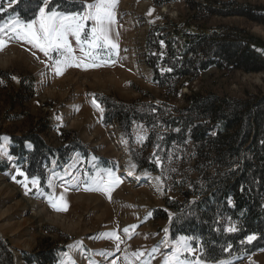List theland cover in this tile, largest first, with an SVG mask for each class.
<instances>
[{
  "label": "rangeland",
  "instance_id": "1",
  "mask_svg": "<svg viewBox=\"0 0 264 264\" xmlns=\"http://www.w3.org/2000/svg\"><path fill=\"white\" fill-rule=\"evenodd\" d=\"M122 1L115 0V23L109 31L110 40L117 45L115 49L109 46L92 48L86 43L78 44L76 38L69 35L71 53L53 52L49 58L39 49L16 39H9L0 32V39L6 44L0 49V55L5 54L9 45L17 44L34 55L37 61L44 65V69L51 71L54 79H63V74L56 75L53 67L58 60H74L82 65L94 62L99 65L85 68L62 64L63 73L72 67L82 72H116L122 79L118 89L109 85L103 88L85 85L80 90L79 98L72 95L73 91H67L65 96L58 94L55 97H45L36 83V75L28 67L22 63L12 64L7 68L0 67V176L8 177L9 184L19 192L20 197L23 200L28 199L26 213L18 215L17 209L13 211L14 221L21 222L22 218L35 219L30 223L34 224L33 237L27 234L24 238L30 236L35 240L30 249L23 247L22 240L14 243L10 229L0 227V240L12 253V264H17V260L21 264H28L26 258L44 251L53 254V264H128V261H131V264H196L197 259L200 264H264V249L248 255L226 257L225 260L221 257L216 259V254L207 255L208 248L204 245L203 237L192 228L191 234L184 237L176 235L179 228L172 234L171 224L178 214L169 209L166 202L191 204L195 198L192 196L201 192L200 188L203 189V174L209 171L211 163L205 148L199 153H193L195 145L186 137L187 133L183 143H172L167 153L164 149H159L158 144L163 140L162 136L175 132L164 129L158 121L176 117L178 110L181 111L188 105V99L212 94L218 98L246 100L252 96L264 95V71L243 73L230 68L211 67L194 79H169L162 88L154 82L153 71L145 64L150 51L159 62L158 72L167 69L162 66L161 61L168 64L163 55L167 53L169 45L158 42L157 39V35L167 34L166 29L170 31L169 38L176 39L180 38L175 36L176 34L173 35V28L179 32H206L215 29L224 33L243 32L241 34L264 46V27L238 12L241 7L264 9V0H128L126 9L121 7ZM95 2L96 0H48V7L63 14L84 15L88 11L86 5ZM43 3L44 0H17L15 4H12V0H0V14L4 17L0 27L7 29L9 24L19 21L34 22V27L38 28L39 7ZM55 4L57 6H54ZM150 9L152 13L148 15ZM21 13L24 16L35 13V17L28 22H22L19 18ZM92 27L93 21L85 23L84 32L81 34L82 41L90 37ZM111 34L115 35L116 41L111 38ZM134 36V40H131ZM148 42L149 50L146 49ZM255 52L264 56V48H255ZM125 71L128 72L127 75H124ZM104 99L112 103L139 106L144 112L156 111L154 114L158 113V124L151 138L143 123L134 122L130 126V132H124L116 122L105 124V107L101 104ZM87 114L89 118L84 117ZM72 122L74 125H71ZM96 131H100L101 135L92 137ZM112 134H116V137H112ZM210 135L214 136L213 133ZM32 136H36L54 150L55 156L45 158L47 165L44 179L38 178V187L28 183L29 190L26 194V189L21 183L24 182V177L17 173V170H20L31 178L27 173L25 155L13 154L11 150L22 145L23 153L30 152L31 143L23 141L22 144L18 140ZM119 142L128 154L129 167L125 166L126 163L122 162L123 158L119 157L117 152L116 146ZM124 148L121 152L125 157ZM72 160L75 165L71 163L74 166L71 165L73 167L70 168L69 163ZM120 165L121 170L128 168L136 176H144V180L133 182L120 172ZM152 167H155L156 171L148 172L147 169ZM109 173L120 181L112 187L110 198L103 191L85 190L102 187L97 181H107ZM126 180L130 184L124 186ZM148 186L159 195L154 194ZM127 187L140 189L143 199L139 196L132 201L118 198V194ZM68 193L74 194L72 200L68 199ZM99 194L105 201L104 204H109L111 219L101 217V224H98V221L95 225L96 219L91 218L90 210L84 211L77 198ZM189 194L193 195L185 200V195ZM41 201L52 214L64 216L69 220L82 219L78 230L70 234L48 223L41 216L38 217L35 203L43 204ZM52 203L59 208L66 204L67 210L57 211L52 207ZM105 210L106 207L101 209L103 212ZM184 220L185 218L183 222ZM188 222L190 223H186ZM83 224L86 227H83ZM230 226L232 225L227 228ZM125 227L129 228L128 233L123 231ZM23 230L25 228L21 231ZM112 232H115L122 242L109 239L107 234ZM185 242L193 249V254H189L186 249L177 252V248ZM117 243L119 248L116 247ZM18 245H22V248H18ZM113 246L116 247L115 250H112ZM136 252H142L143 256L137 259L133 255Z\"/></svg>",
  "mask_w": 264,
  "mask_h": 264
},
{
  "label": "trees",
  "instance_id": "2",
  "mask_svg": "<svg viewBox=\"0 0 264 264\" xmlns=\"http://www.w3.org/2000/svg\"><path fill=\"white\" fill-rule=\"evenodd\" d=\"M238 12L264 27V9L241 7ZM20 15L22 22L35 17V13ZM3 18L0 14V23ZM166 30L167 34L157 35V39L169 45L166 46L167 53L163 55L168 64L161 61L167 69L158 72V60L150 51L146 56V65L153 71L154 82L162 88L169 79H194L211 67L230 68L243 73L264 71V56L255 52V48L264 46L241 34L243 32L224 33L217 29L179 32L173 28V35L176 34L182 40L181 46L177 47L173 40L176 37L169 38L170 31ZM149 43L146 44L148 48L145 47L147 50L150 49ZM101 104L105 107L104 123L109 125L116 122L124 132H130L134 122L143 123L150 132V138L158 122L164 129L175 130L162 136L161 142L157 141L159 149H164L165 153L172 147V143H183L186 133V137L195 145L194 154L205 148L211 164L209 171L203 174L201 192L185 195V200L191 195L195 197L191 204L166 202L167 207L178 214L171 224L172 234L179 228L176 235L184 237L191 234L192 228L203 237L204 245L208 248L207 255L216 254V259L221 257L225 260L226 257L248 255L264 249V95L246 100L218 98L212 94L192 97L183 110H178L176 117L157 123L156 111L144 112L139 106L112 103L105 99ZM18 141L22 144L23 141H29L32 150L23 153L20 145L12 149L11 153L24 154L27 173L43 180L47 165L45 158L55 156L54 150L36 136ZM147 171L153 173L156 168H148ZM228 225L235 226L237 230L226 231ZM252 234L256 239L248 243L246 238ZM229 245L230 250L224 251ZM12 258V253L0 240V264H12ZM25 261L28 264H53V254L44 251Z\"/></svg>",
  "mask_w": 264,
  "mask_h": 264
},
{
  "label": "bare ground",
  "instance_id": "3",
  "mask_svg": "<svg viewBox=\"0 0 264 264\" xmlns=\"http://www.w3.org/2000/svg\"><path fill=\"white\" fill-rule=\"evenodd\" d=\"M122 2H123V4L121 3L122 4L121 7L123 9H126V7L128 5V0H123ZM111 38L114 39V41H116L114 34H111ZM134 38H135V36L131 40H134ZM131 43H133V41L130 42V44ZM17 63H20V64L22 63L24 66L28 67V69H30L36 75V78H37L36 83H37L39 89L41 91H43V96H45V97L46 96L55 97L58 94H63L65 96L68 94L67 91H73L74 94H72V95L78 96V98H79L80 90L85 85L93 86V87H101V88L109 85V86H112V88L118 89V87L122 83L121 77L116 72H111V71H107L104 73H97V72H90V71L89 72H86V71L82 72V71L75 69V68H72V67L67 69L66 73H63V79L62 78L61 79H54L51 76V71L47 70L46 68H45L46 69L45 70L44 65H42L40 63V61H37V59L34 57V55H32L30 52L24 50L23 47H20L17 44H11L8 46L5 54L0 55V67L7 68V67L11 66L12 64H17ZM145 64H146V59H145ZM123 73H124V75H127L126 73H128V72L125 71ZM142 76H143V73H142ZM48 85H50L51 87ZM65 90H66V92H65ZM123 95H127V94L123 93ZM76 99H77V97H76ZM84 117L89 118L90 116H88V114H87V115H84ZM78 120H80V119H78ZM71 125H74V123L72 122ZM99 135H101L100 131H96V133L92 137H96ZM111 136L116 137V134H112ZM116 147L118 148L117 152L119 153V157L121 156L123 158L122 162H125L126 163L125 166L129 167L128 161H127L128 154H127V152H125L124 146L119 142V144ZM123 148H124V152L126 154L125 157L123 156V153L121 152V150L123 151ZM71 163H74V165H75V162L72 160L69 163L70 168L74 166ZM71 165H73V166H71ZM121 165H123V164H121ZM121 165L119 166L120 172L122 174H125L124 176H128L133 182L138 183V182H142L144 180V176H139V175L136 176L135 174L131 173L128 168H122V170H121ZM120 172H119V175L121 177H123L120 174ZM157 183H158V181H157ZM129 184H130V182L128 180H126V184L124 186L129 185ZM124 186H123V188H124ZM148 187H149L148 189H151L154 192V194H156L157 196L159 195L157 193V191L154 190L151 186H148ZM130 193H132V195H130ZM68 195H69L68 199L70 200V198H71V200H72V197L74 196V194L68 193ZM100 196H101L100 194H99V196H90V197H88L86 195H82V196L77 198L79 200V204L82 207H84L85 212L90 210L91 218L96 219L95 225H97V222L100 220L101 217L106 218V220L111 219L110 212H109V209H110L109 204L108 205L104 204L105 201ZM138 196L140 198H142L140 195V189L133 188V187H127L123 192H120L118 194V198L126 199L128 201H130V200L132 201L133 198H136ZM1 200H4V201H1ZM26 201H28V199L23 200V198L20 197L19 192L9 184L8 177L0 176V227H5V228L10 229V232H12V235H13L14 243H17V242L22 240L23 247L30 249L35 243V240L32 238L33 233L35 232L34 231L35 230L34 224H30V223L32 221H35V219L32 220L31 218H25V220H24L22 218L21 222H16V221H14V218L12 217L13 211L16 209L19 211L18 215H22V214L27 212L28 204L26 203ZM41 202H43V201H41ZM35 205L37 207L38 217L41 216L48 223H50L54 226H58L70 234L75 232L76 230H78L79 224L81 223L82 219H77L75 217L76 219L69 220V219L65 218L64 216L52 214L47 210L44 202H43V204L40 202H37V203H35ZM103 207H106L105 212L101 211V209ZM75 221H77V222L75 223ZM99 223H100V221L98 222V224ZM104 223H106V221ZM83 227H86L85 224H83ZM22 228H25V230L21 231ZM27 234L30 236L32 235V237L29 236V238L27 237L26 239H24L27 236ZM15 236H17V237H15ZM17 247L22 248V245H18ZM18 248H17V250L20 252V250ZM115 249H116V247H114L112 250H115ZM109 251H111V250H109ZM100 254L103 255V252H101ZM17 264H21V262H19V260H17Z\"/></svg>",
  "mask_w": 264,
  "mask_h": 264
},
{
  "label": "snow or ice",
  "instance_id": "4",
  "mask_svg": "<svg viewBox=\"0 0 264 264\" xmlns=\"http://www.w3.org/2000/svg\"><path fill=\"white\" fill-rule=\"evenodd\" d=\"M17 0H12V4H15ZM11 6V5H10ZM88 11L84 15L80 14H63L56 10H50L48 7V0H44L42 6L39 7V27H34L33 23H21L19 21L14 24H9L7 29L0 27V32H3L5 36H8L9 39H16L23 43H27L31 45L33 48L39 49L46 57L51 58L50 54L53 52H61L66 51L67 53H71V46L68 44V37L72 35L76 38L78 44L86 43L89 47L92 48H101L105 46H109L111 49L117 48V45L112 43L109 38V31L111 25L115 23V15H114V7L115 0H96L95 3L86 5ZM152 10L150 9L148 15H151ZM93 21V27L91 28L90 37L87 40H83L81 38V34L84 32L85 23L87 21ZM10 33V35H9ZM5 41L0 39V49L5 47ZM83 50V49H82ZM95 58H93L94 60ZM75 66V67H98L99 65L96 63H89L87 65H82L80 63H75V61L64 60L56 61L53 65L55 69L56 75H62L64 67L62 66ZM47 66V65H46ZM170 70V69H169ZM12 79H16V77H12ZM93 103L96 101L93 99ZM98 107V105H97ZM19 176L24 177V182L22 186L26 189V194L28 189V183H31L33 187L39 186V179L36 176H32L29 179V176L24 172L17 170ZM15 180V177H13ZM19 182V181H18ZM99 185H103L102 187H97L96 189L86 188L85 190H96L103 191L107 195H109L112 191V187L116 184H119L120 181L118 178H115L111 173H109V179L107 181L100 180L97 181ZM61 200L63 197L60 198ZM52 207L57 210H67L66 204L63 208H59L55 203H52ZM135 227V226H132ZM237 229L235 226H230L226 229L228 232H235ZM125 233L129 232V228L125 227L123 229ZM167 233V229H165ZM109 239H115L118 242L120 241V237L116 235L115 232L107 234ZM247 242L251 243L256 239L254 234L247 236ZM243 243V241H242ZM119 248V243L116 245ZM231 246L224 249V251H229ZM182 249H186L189 254H193V249L187 246L185 242L181 246L177 248V252H180ZM133 255L139 259L143 256L142 252L133 253ZM127 259V258H126ZM115 264V262H113ZM128 264H131V261H128ZM196 264H200L199 259H197Z\"/></svg>",
  "mask_w": 264,
  "mask_h": 264
}]
</instances>
